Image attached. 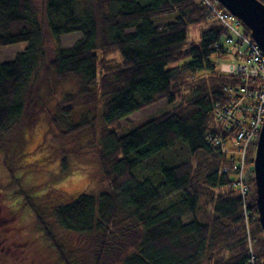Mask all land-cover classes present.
Segmentation results:
<instances>
[{
    "label": "trees",
    "instance_id": "obj_1",
    "mask_svg": "<svg viewBox=\"0 0 264 264\" xmlns=\"http://www.w3.org/2000/svg\"><path fill=\"white\" fill-rule=\"evenodd\" d=\"M41 14L33 0H0V48L26 45L0 64V139L19 124L40 71L57 83L76 81L78 92L57 105L56 115L68 119L87 106H98L99 115L65 131L55 118L50 122L69 137L94 134L100 121L97 162L106 184L96 196L82 194L56 207L58 228L98 236L94 264L102 263L108 244L133 231L138 240L118 264H247L250 251L253 264H264L254 182L243 206L232 161L204 140L215 129V106H225L228 89L240 83L217 70L214 60L229 59L215 47L224 30L204 1L45 0ZM192 27H201L197 41L189 40ZM45 31L55 42L75 33L80 39L48 58ZM110 54L118 61L104 59ZM161 101L173 107L117 136L121 120ZM254 151L255 145L249 159ZM167 191L177 197L163 205ZM0 207L9 224L17 219L15 211ZM207 208L210 221L203 222L198 214ZM51 245L59 249L52 237Z\"/></svg>",
    "mask_w": 264,
    "mask_h": 264
},
{
    "label": "rangeland",
    "instance_id": "obj_2",
    "mask_svg": "<svg viewBox=\"0 0 264 264\" xmlns=\"http://www.w3.org/2000/svg\"><path fill=\"white\" fill-rule=\"evenodd\" d=\"M44 1L33 0L39 18H42ZM200 28L189 29L190 41L198 40ZM44 35L48 58L53 57L56 48H71L80 39L78 33L61 36L58 42L53 41L46 31ZM25 48V44L0 48V64L11 61ZM104 59L118 61L113 54L104 56ZM225 61L234 62L231 58ZM225 61L214 60L218 63ZM183 80L188 81L186 76ZM77 92L76 81L57 83L51 73L45 75L40 71L30 96L26 98L25 113L19 124L1 136L0 202L8 210L15 211L17 219L9 224L6 215L4 217L0 213V264H94L99 250L98 236H80L63 231L52 216L56 207L75 201L79 195L96 196L106 190L97 162V150L101 147L97 141L100 121L97 120L94 134L84 130L69 137H62L50 122L55 118L58 128L65 131L78 124L83 117L99 115L98 106L79 108L68 119L61 120L56 115L57 105L66 96ZM172 107L161 101L130 115L119 122L117 136L122 137L143 125L148 118ZM227 147L230 149L228 144ZM63 160L64 170L61 168ZM176 197L175 193L167 191L161 203L170 204ZM209 215L210 209L207 208L200 210L198 217L203 222H209ZM41 225L50 237L45 235ZM127 226L125 224L120 229ZM137 236V231L119 235L108 244L101 264H118L128 248L136 243ZM51 237L58 250L51 245ZM201 264H207L206 260Z\"/></svg>",
    "mask_w": 264,
    "mask_h": 264
},
{
    "label": "built area",
    "instance_id": "obj_3",
    "mask_svg": "<svg viewBox=\"0 0 264 264\" xmlns=\"http://www.w3.org/2000/svg\"><path fill=\"white\" fill-rule=\"evenodd\" d=\"M203 1L212 12L213 19L224 30L223 37L215 47H220L227 58L237 57L233 59L234 62L218 63L217 70L240 82L228 89L229 104L215 106V129L208 131L204 140L214 152L227 155L232 161L230 171L244 206L249 194V183L254 180L253 156L249 159V151L257 141L264 120V54L239 20L225 10L217 9L212 2ZM228 171L224 168L221 172ZM253 259L250 251L247 264H253Z\"/></svg>",
    "mask_w": 264,
    "mask_h": 264
},
{
    "label": "water",
    "instance_id": "obj_4",
    "mask_svg": "<svg viewBox=\"0 0 264 264\" xmlns=\"http://www.w3.org/2000/svg\"><path fill=\"white\" fill-rule=\"evenodd\" d=\"M226 12L239 20L250 38L264 54V5L258 0H215ZM255 206L259 225L264 233V120L253 158Z\"/></svg>",
    "mask_w": 264,
    "mask_h": 264
},
{
    "label": "flooded vegetation",
    "instance_id": "obj_5",
    "mask_svg": "<svg viewBox=\"0 0 264 264\" xmlns=\"http://www.w3.org/2000/svg\"><path fill=\"white\" fill-rule=\"evenodd\" d=\"M1 205L4 206V205L0 202V206H1ZM4 207H5V206H4ZM5 208H6V207H5ZM7 209H8V208H7ZM0 210H1V207H0Z\"/></svg>",
    "mask_w": 264,
    "mask_h": 264
}]
</instances>
